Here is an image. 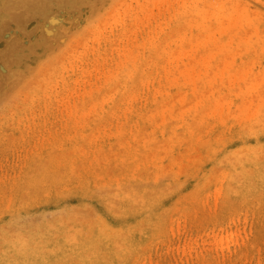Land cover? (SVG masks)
<instances>
[{
  "label": "rangeland",
  "instance_id": "obj_1",
  "mask_svg": "<svg viewBox=\"0 0 264 264\" xmlns=\"http://www.w3.org/2000/svg\"><path fill=\"white\" fill-rule=\"evenodd\" d=\"M0 264H264V0H0Z\"/></svg>",
  "mask_w": 264,
  "mask_h": 264
}]
</instances>
